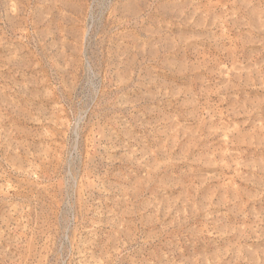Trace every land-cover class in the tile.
I'll list each match as a JSON object with an SVG mask.
<instances>
[{
  "label": "rangeland",
  "instance_id": "rangeland-1",
  "mask_svg": "<svg viewBox=\"0 0 264 264\" xmlns=\"http://www.w3.org/2000/svg\"><path fill=\"white\" fill-rule=\"evenodd\" d=\"M0 264H264V0H0Z\"/></svg>",
  "mask_w": 264,
  "mask_h": 264
}]
</instances>
